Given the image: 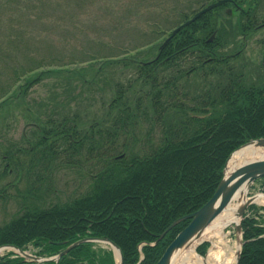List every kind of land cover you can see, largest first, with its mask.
<instances>
[{
    "label": "trees",
    "instance_id": "1",
    "mask_svg": "<svg viewBox=\"0 0 264 264\" xmlns=\"http://www.w3.org/2000/svg\"><path fill=\"white\" fill-rule=\"evenodd\" d=\"M88 1L0 0V200L16 203L0 224V246L53 256L84 237H106L119 246L124 264H155L190 220L158 241L160 235L214 195L229 155L264 138V77L243 60L246 42L264 23L261 2L234 0L235 23L224 5L216 7L176 34L156 61L157 53L124 52L96 55L84 61L94 64L78 67L66 47L53 42L43 51L41 41L35 44L37 22L53 29L60 11L69 22L65 33L81 42L79 35H87L78 29L87 24L75 21L90 15ZM210 1L190 12L175 8V27ZM157 27L141 36L144 42L164 36L167 25ZM259 43L264 70V39ZM137 49L134 41L127 46ZM252 72L262 77L253 82ZM17 117L25 126L19 138L8 134ZM73 174L81 184L63 196V176ZM259 182L264 190V178ZM249 210L254 215L242 221L239 264H264V213L255 205ZM198 251L204 254V246ZM0 264L38 263L9 253ZM57 264L114 259L86 242Z\"/></svg>",
    "mask_w": 264,
    "mask_h": 264
},
{
    "label": "rangeland",
    "instance_id": "2",
    "mask_svg": "<svg viewBox=\"0 0 264 264\" xmlns=\"http://www.w3.org/2000/svg\"><path fill=\"white\" fill-rule=\"evenodd\" d=\"M204 1L206 0H107V2L106 0H93V2L88 1L84 11L88 12L90 15L79 14V20L75 21L77 25H80L78 27H81L84 23L87 24V29H78V31L83 33V35H87V37L79 35L81 39L83 38L81 42L76 40L77 38L68 36L69 33H65V30H63L64 27H66V24L69 23L67 14H64L63 11H60L55 15V20L58 24L56 23L57 27L53 29H49V26L42 25L43 22H37V33L35 32L37 37L34 39V42L36 44L37 42L41 41L39 46L44 47L43 51L48 49V45L52 47L53 42L57 45V47L61 45L62 47H66L68 50L65 51V56L71 55V59H76L77 62L82 63L77 64L78 67H87L91 64H94L84 61L89 60L90 57H97L96 55H122L124 52H127L128 56L139 55L140 58H152L154 54L157 53V50L164 39L177 24L176 18H174L175 13H173V10L178 8L190 12L191 9L198 7ZM98 2L104 4H102V6H98ZM190 2L191 4H189ZM260 2V9H262L261 16H264V0H260ZM72 3L74 4V2ZM109 3H112L116 6L110 8L109 10L106 8V4ZM69 7L66 8L68 9ZM138 11H141V13L139 14ZM79 12H77L76 15ZM29 15L30 14L25 13L24 15L20 16L19 24L24 26L26 20H29ZM5 16L6 15L1 16V18L4 19ZM232 16L231 23H235L237 21L238 14L233 13ZM160 24L167 25V30H165L164 36L157 39V35L154 33L153 36L156 38H153L151 43L148 44V42H144V38L142 39L141 36H144L145 32L151 33L149 28L155 29ZM157 30L158 27L156 31ZM40 32H43V37L39 35ZM262 39H264V28L256 30L249 38V41L246 42L247 45L243 50V54L245 55L243 60L247 62L248 58L251 61L250 66L254 67L264 77V70L259 68L261 67L260 59L262 55V46L260 45L259 41ZM132 41H134L139 46V49L134 51L127 50V46ZM69 43L70 45H68ZM75 46L77 48H75ZM149 49H151V53L149 56H147L146 52ZM96 61V63H99L100 60ZM257 74L258 73L252 72L251 76L254 79L253 82L258 81V77H262L261 75L259 76V74ZM17 119L20 122L15 127H12L8 134L10 136L13 135L16 138H19L23 133L25 126L21 117H17ZM67 180L68 184H66L65 187L64 185L60 187V189H63L64 187L65 193H63V196L66 195V192L72 193V191H74L81 184V180L77 174L69 176L64 175L63 181L67 182ZM259 188H261L259 183L252 184L248 189V197L257 194L263 195V191ZM244 204L245 203H243L242 206ZM15 208V202L7 201L5 198L3 201L0 200V224L11 217L10 215L15 211ZM178 219H180V217L176 220ZM168 232L169 231H165V234ZM232 232L233 237L237 238L234 225L232 226ZM161 239L162 238L159 237L158 241ZM98 248L109 250L102 244L99 245ZM188 250L189 247L181 249L176 254L173 264H194V257H189L186 260L184 259ZM6 253L7 252H2L1 254L5 255Z\"/></svg>",
    "mask_w": 264,
    "mask_h": 264
},
{
    "label": "water",
    "instance_id": "3",
    "mask_svg": "<svg viewBox=\"0 0 264 264\" xmlns=\"http://www.w3.org/2000/svg\"><path fill=\"white\" fill-rule=\"evenodd\" d=\"M227 0H216L215 2L209 4L199 12H197L191 19L184 22L182 25L177 27L172 34L164 41L160 49H162L170 40L171 38L178 33L184 27L190 25L198 18H200L203 14L211 11L215 7L226 3ZM227 13H231V9L227 10ZM249 147L253 150L254 153H264V139L260 138L257 140H251L250 142L242 145L239 149ZM234 154V153H233ZM230 156L229 160L233 156ZM259 156V155H255ZM228 160V162H229ZM226 163L224 169V176L221 180L220 184L218 185L217 190L215 191L212 198L204 204L199 210L189 215L180 217V219L174 221L170 227L166 230L169 231L179 222L183 221V219H191L190 223L175 237V239L168 245L165 252L163 253L162 257L159 261L155 264H173L174 258L176 254L183 248L192 244V242L198 240L202 237L205 227L210 224V222L220 213L222 210L229 204L232 200L234 195L240 190L243 185H247L248 187L258 178L264 177V157H258L255 159H251L245 163H242L238 168L233 170L230 174H227V165ZM253 201V200H252ZM250 201V202H252ZM249 202V203H250ZM247 205H244L239 210V215L242 216L243 212L245 211ZM236 229L238 232L241 231L240 223L236 225ZM165 234V233H164ZM164 234L161 236L163 237ZM85 242H100L111 245L114 249L119 252L120 261L116 264H124V259L120 248L112 242L109 238H83L80 239L69 247H67L64 251H62L57 257L52 258L55 261L62 256L67 254L69 251L77 247L79 244ZM22 252L25 256L30 257L36 261H43L44 259L37 258L36 256L28 255ZM239 255L240 251H238L237 262H239ZM51 259V258H50Z\"/></svg>",
    "mask_w": 264,
    "mask_h": 264
},
{
    "label": "bare ground",
    "instance_id": "4",
    "mask_svg": "<svg viewBox=\"0 0 264 264\" xmlns=\"http://www.w3.org/2000/svg\"><path fill=\"white\" fill-rule=\"evenodd\" d=\"M255 155H259V156H255ZM258 157L263 158L264 153L262 154L254 153L253 150H251L249 147L239 149L234 153V155L228 162L227 174H230L233 170H235L240 165H242V163H245L251 159H255ZM129 188L131 189L132 185L129 186ZM247 192H248V186L245 184L240 188V190H238V192L234 195L232 200L222 210V212H220L210 222V224H208L205 227L206 229L202 237L199 239L205 238V239H209L212 242L211 247L208 249L207 254L204 257H201L198 254H196L194 250L195 245L198 243V241H200V240H196L192 242V245L189 248L186 257L184 258L185 260L188 259L189 257H195L193 261L194 264H233L234 263V260L236 259L237 251L240 247V232H238L237 238H234L232 237V230L230 229V227L234 223L240 221L239 209L242 206V204L247 200L246 199ZM254 201H257L259 204H264V197L258 195L254 198ZM200 208H198L197 210H199ZM253 215L254 214L252 212H249L247 217H251ZM186 220L188 219H183V221L179 222L178 224L183 223ZM189 220L191 221V219ZM131 225H134L133 221L131 222ZM165 231L160 235V237L165 233ZM166 234H164V236L161 238H164ZM116 258L117 260H119V252L117 250H116Z\"/></svg>",
    "mask_w": 264,
    "mask_h": 264
}]
</instances>
